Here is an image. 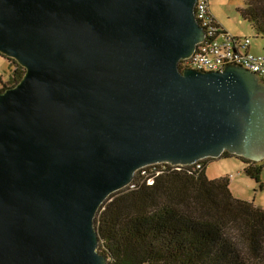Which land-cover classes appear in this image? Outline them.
Here are the masks:
<instances>
[{
  "label": "water",
  "instance_id": "water-1",
  "mask_svg": "<svg viewBox=\"0 0 264 264\" xmlns=\"http://www.w3.org/2000/svg\"><path fill=\"white\" fill-rule=\"evenodd\" d=\"M198 0H0V264H108L96 215L137 171L264 160V83L180 70Z\"/></svg>",
  "mask_w": 264,
  "mask_h": 264
},
{
  "label": "trees",
  "instance_id": "trees-1",
  "mask_svg": "<svg viewBox=\"0 0 264 264\" xmlns=\"http://www.w3.org/2000/svg\"><path fill=\"white\" fill-rule=\"evenodd\" d=\"M239 12L264 40V0H245ZM24 70L18 65L15 83ZM221 158L241 161L263 189L264 161L227 152ZM214 160L163 164L144 175L141 169L113 193L95 218L108 264H264V210L235 197L229 177L209 179L206 170Z\"/></svg>",
  "mask_w": 264,
  "mask_h": 264
},
{
  "label": "rangeland",
  "instance_id": "rangeland-1",
  "mask_svg": "<svg viewBox=\"0 0 264 264\" xmlns=\"http://www.w3.org/2000/svg\"><path fill=\"white\" fill-rule=\"evenodd\" d=\"M209 3L212 13L223 28L234 35L250 38L252 41L253 53L264 55V40L258 37L251 24L245 21L239 12V9H245V0H209ZM17 68L18 63L15 60L0 55L1 91L6 88H12L20 82L15 83L13 81L14 72ZM159 165L163 164L145 167L140 174H148ZM168 165L172 166L171 164ZM163 168L165 169V166ZM244 168L245 165L235 158H221L215 159L208 165L206 174L211 180L229 177L230 189L235 197L254 202L257 207L264 210V167L261 174L263 189L260 188V185L257 184L255 180L244 173Z\"/></svg>",
  "mask_w": 264,
  "mask_h": 264
},
{
  "label": "built area",
  "instance_id": "built-area-1",
  "mask_svg": "<svg viewBox=\"0 0 264 264\" xmlns=\"http://www.w3.org/2000/svg\"><path fill=\"white\" fill-rule=\"evenodd\" d=\"M196 19L205 32V39L194 54L180 63V70L220 72L228 65H238L251 71L264 83V55L249 51L251 40L224 31L211 13L208 0H198Z\"/></svg>",
  "mask_w": 264,
  "mask_h": 264
},
{
  "label": "crops",
  "instance_id": "crops-1",
  "mask_svg": "<svg viewBox=\"0 0 264 264\" xmlns=\"http://www.w3.org/2000/svg\"><path fill=\"white\" fill-rule=\"evenodd\" d=\"M209 5H210V3H209ZM210 10H211V6H210ZM211 13H212V10H211ZM212 15L214 16V18L216 19V21L220 24V22L217 20V18L215 17V15L212 13ZM221 25V24H220ZM221 27H222V25H221ZM223 28V27H222ZM224 29V31H226V32H228V33H230L231 35H234V34H232L231 32H229L228 30H226L225 28H223ZM234 36H236V37H239V38H242V39H244V38H247V37H244V36H241V35H234ZM252 46V45H251ZM251 52H253L252 51V47H251Z\"/></svg>",
  "mask_w": 264,
  "mask_h": 264
}]
</instances>
